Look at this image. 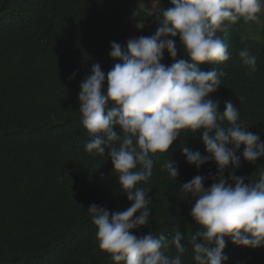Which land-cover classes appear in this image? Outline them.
Returning <instances> with one entry per match:
<instances>
[{
    "label": "trees",
    "instance_id": "obj_1",
    "mask_svg": "<svg viewBox=\"0 0 264 264\" xmlns=\"http://www.w3.org/2000/svg\"><path fill=\"white\" fill-rule=\"evenodd\" d=\"M171 6L170 0H0V264H116L99 249L87 208L97 204L123 212L131 204L122 197L108 150L105 156L85 150L89 136L80 118V84L94 64L107 74L120 62L109 55L111 42L126 48L131 38L153 35L155 14ZM141 20L145 27L137 30ZM242 25L228 22L218 33L228 46V61L198 68L226 73L210 98L219 100L221 113L231 100L241 127L264 142V21L261 40H244ZM174 39L176 60H189L179 37ZM244 49L256 56L255 71L240 61ZM174 62L165 52L162 63ZM199 134L182 130L166 152L181 165L179 175L152 180L149 223L133 230L135 235L171 239L179 227L187 247L190 236L202 230L189 215L195 200L180 190L196 175L207 177L204 186L210 187L216 175L214 162L197 169L182 155L183 144L207 154ZM261 172L264 157L255 163L242 159L235 175L255 183ZM175 254L174 246L166 252ZM224 254L226 264H264V247L229 240ZM192 255L189 245L182 264H195Z\"/></svg>",
    "mask_w": 264,
    "mask_h": 264
},
{
    "label": "clouds",
    "instance_id": "obj_2",
    "mask_svg": "<svg viewBox=\"0 0 264 264\" xmlns=\"http://www.w3.org/2000/svg\"><path fill=\"white\" fill-rule=\"evenodd\" d=\"M170 2L171 7L155 14L158 27L153 35L131 38L126 48L111 42L109 55L120 62L107 74L94 64L80 84V118L89 136L85 150L100 156L108 150L122 197L126 195L131 204L123 212L118 207L110 213L97 204L87 210L96 226L99 249L116 264H182L189 245L195 264H226L224 249L229 240L251 249L264 247V172L255 183L235 175L242 159L255 163L264 157V142L241 127L231 100L224 102L221 113L219 100L210 98L226 73L215 67L202 71L198 64L228 61V46L218 33L225 31L228 22L259 24L264 0ZM144 27L143 20L136 24L137 30ZM176 37L189 60H176ZM165 52L175 61L170 66L162 63ZM239 58L255 71L257 58L248 49L241 50ZM224 121L228 127L222 126ZM182 130L199 132L207 153L183 144L187 163L197 169L210 161L216 165L210 187L205 188L207 177L201 175L181 185L180 190L195 200L189 215L202 229L190 236L187 247L181 245L179 227L171 239L165 234L133 233L149 223L152 180L173 181L179 175L181 165L166 152ZM173 246L176 254L170 257L166 252Z\"/></svg>",
    "mask_w": 264,
    "mask_h": 264
},
{
    "label": "rangeland",
    "instance_id": "obj_3",
    "mask_svg": "<svg viewBox=\"0 0 264 264\" xmlns=\"http://www.w3.org/2000/svg\"><path fill=\"white\" fill-rule=\"evenodd\" d=\"M264 21V15L261 16V22L259 24L242 25L240 32L244 40H261L262 39V25Z\"/></svg>",
    "mask_w": 264,
    "mask_h": 264
}]
</instances>
